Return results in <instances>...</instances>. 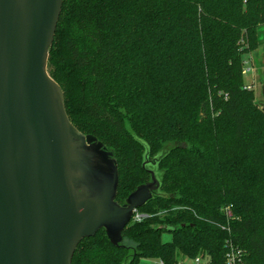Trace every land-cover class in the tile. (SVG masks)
Returning a JSON list of instances; mask_svg holds the SVG:
<instances>
[{"label":"trees","instance_id":"16d2710c","mask_svg":"<svg viewBox=\"0 0 264 264\" xmlns=\"http://www.w3.org/2000/svg\"><path fill=\"white\" fill-rule=\"evenodd\" d=\"M263 26L264 0H64L48 71L72 123L113 153L121 204L147 164L161 181L148 218L118 245L85 238L72 264H225L231 245L264 264V111L244 80Z\"/></svg>","mask_w":264,"mask_h":264},{"label":"water","instance_id":"95a60500","mask_svg":"<svg viewBox=\"0 0 264 264\" xmlns=\"http://www.w3.org/2000/svg\"><path fill=\"white\" fill-rule=\"evenodd\" d=\"M63 3L0 0V264H72L100 229L118 245L135 210L160 195L154 161L121 204L113 153L72 123L48 71Z\"/></svg>","mask_w":264,"mask_h":264},{"label":"built area","instance_id":"2783aa9c","mask_svg":"<svg viewBox=\"0 0 264 264\" xmlns=\"http://www.w3.org/2000/svg\"><path fill=\"white\" fill-rule=\"evenodd\" d=\"M248 89H251L252 86L248 85ZM150 215L144 212L139 211V209L135 210L133 219L134 221H141L145 218H148ZM243 250L231 245L229 250L225 255V264H246L243 261ZM146 264H165V261L162 259H146ZM173 264H219L212 257L207 254H198L196 256H179Z\"/></svg>","mask_w":264,"mask_h":264},{"label":"rangeland","instance_id":"374dc122","mask_svg":"<svg viewBox=\"0 0 264 264\" xmlns=\"http://www.w3.org/2000/svg\"><path fill=\"white\" fill-rule=\"evenodd\" d=\"M258 37L262 43L248 61L244 80L246 84L252 86L256 101L262 104L264 103V94L262 91L264 81V26L259 29ZM147 167L153 169L154 166L147 164Z\"/></svg>","mask_w":264,"mask_h":264}]
</instances>
